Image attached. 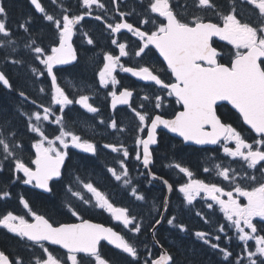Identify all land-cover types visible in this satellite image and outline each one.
I'll use <instances>...</instances> for the list:
<instances>
[{"label": "snow or ice", "instance_id": "snow-or-ice-1", "mask_svg": "<svg viewBox=\"0 0 264 264\" xmlns=\"http://www.w3.org/2000/svg\"><path fill=\"white\" fill-rule=\"evenodd\" d=\"M29 2L43 15V19L53 26L57 36L55 46H42V42L32 32V18L26 17L18 25V31L24 33L21 49L20 38L13 35L6 23L8 10L5 0H0V50L5 51L6 62L7 56H13L11 63L28 71L34 84L49 81L47 94L50 104L37 105L35 100H31L36 106L35 111L25 112L22 108L16 110L26 117V130L35 134V154L29 163L17 156V151H23L24 145L19 139L20 133L11 125V118L5 117L0 121V172L7 166L14 181L33 185L55 196L57 183H60L64 176L62 170L66 160L71 165L69 149H78L92 156L97 153V145L94 142L83 139L81 135L65 127L67 122L64 110L68 108L70 112L72 109L69 106L79 104L89 113L99 111L89 103L90 96L87 94L79 95L78 99L70 97L58 82V70L78 59L73 47V37L80 31L78 25L84 20L85 14L91 16L94 5L105 11L106 9L100 0H82L86 9L84 14L70 15L69 10H64L57 17L48 13L41 0ZM194 2L198 9L212 10L222 23L213 22L190 11L186 0L184 3H181V0H148L147 5L143 0H133L134 6L123 12L119 11L117 5L119 19L113 18L114 22L106 21L105 24L110 30V44L118 48V55H103V66L97 73L98 82L104 89L109 90L113 109L119 102L129 106L138 118L133 154L135 160L140 161L145 169L153 163L152 146L158 143V129L161 127L182 137L185 143L200 146L219 145L225 157H230L238 163L239 171L231 162L223 160L214 163L211 169H203L228 182L227 190L217 183L193 179V172L177 163L175 167L188 178L187 182L179 186L178 191L183 194L187 205H193L197 198H200L207 202V209L219 206V210L223 212L229 225L228 230H234L235 239L242 246L241 253L233 255L227 247L214 243V240L221 239L219 234L198 231L195 236L213 250H218L226 264H264V0H230L226 12L220 10L222 6L217 5L215 0ZM248 6L257 10V19L253 23L242 19V12ZM133 14L138 17L135 25L125 19ZM94 19L99 21L101 16L96 15ZM141 25L147 27L142 28ZM122 30L138 38L131 56L139 58L140 63L146 60L153 50L159 52L166 62V68L162 71L170 73L167 80L161 77L159 70L150 66L132 67L121 63L122 57L130 55L128 45L116 38V34H120ZM81 35L87 36V33ZM214 38L234 48L235 51L229 54L227 63L224 62V49L215 46ZM86 43L94 45L93 38L88 37ZM24 50L31 56V64H27L20 54ZM92 59L89 57L90 62ZM41 65L43 67H40ZM118 69L130 73L140 81L158 86L159 91L140 97L152 105L151 113H142L132 106V91L125 88L117 94V86L123 87L116 76ZM0 86L10 92L15 91L3 71H0ZM38 91L44 93L45 89L38 87ZM17 94L25 102L30 99L24 91H18ZM168 98H174L172 102L180 104L182 109L177 111L172 119H165L163 114L156 112L157 109L164 108L169 102ZM225 102L239 113L243 123L256 134L252 137V142L224 117L220 109L225 106ZM52 105L59 107L53 108ZM41 107L43 114L39 110ZM139 107L143 108L144 104ZM42 122L58 125L59 134L49 139ZM100 123L105 122L101 120ZM106 127L117 132L125 131L123 127L118 126L115 118H110V124ZM103 147L110 148L112 152L122 156L119 162L120 171L116 168H108L107 171L116 181L128 186L130 176L125 160L130 156L129 150L123 145L104 144ZM155 178L153 176V179ZM73 180L80 185V190H74L71 182L66 185L65 192L70 194V198L56 206V210L66 211L79 222L54 226L45 215L35 213L23 197L20 202L27 209L26 215L30 214L32 222L24 215H14L10 212L0 217V228L20 240L31 242L28 247L34 255L27 264H113V261L103 254L106 245H112L126 254L130 258L128 264H177L175 257L167 250L153 258L147 245L142 258L140 249L124 235L112 227L84 219L80 206H91L110 211L125 228L131 226V232L140 234L142 231V225L137 222V218L130 216L126 208L114 207L93 182H82L78 175H73ZM163 182L169 190L172 189L168 181ZM131 191L137 199L145 200L143 195L137 196L134 188ZM85 193L90 195L86 196ZM4 195L10 194L5 192ZM241 198L246 200V204L241 203ZM73 201H78L79 206ZM164 211H167L166 207ZM196 214L203 215L199 211ZM165 220L180 231H187L182 224H173L175 216H161L151 226L153 237L157 234V226ZM205 222L208 220L205 219ZM217 233H223L231 242L232 237L228 236L225 226H219ZM249 242L253 243L250 245ZM49 246H59L65 251L58 256ZM37 249L39 255H35ZM0 264H26V261L20 256L10 258L4 251H0Z\"/></svg>", "mask_w": 264, "mask_h": 264}, {"label": "trees", "instance_id": "trees-1", "mask_svg": "<svg viewBox=\"0 0 264 264\" xmlns=\"http://www.w3.org/2000/svg\"><path fill=\"white\" fill-rule=\"evenodd\" d=\"M215 2L217 5L222 6L220 9L221 11L226 12L228 10L230 0H215ZM5 3L8 10V15L5 18L7 26L12 30L14 36L20 38V47L23 49L24 33L18 31V25L24 20V18H32L33 15L29 12L31 9L30 5L27 0H5ZM256 11L257 10H255L254 7L248 6L243 10L242 16H245L247 22L253 23L255 22V18L257 19ZM37 19L42 29H38L37 33L32 31L34 36L42 42V46H55L57 36L53 26L47 22L40 23V16H37ZM81 33L82 32L80 31L79 36H81ZM79 50L81 52L80 61L73 68L65 69V74L70 78L76 74V78L81 82H85L86 86H88L87 84H93V80H95L93 77V70L84 68L85 65L89 66L88 64L91 63L86 61V57L90 54L88 50L81 45ZM20 54L23 56V59L27 64L32 63L31 56L26 50L22 51ZM12 59L13 56H7L6 62L5 51L0 50V68L9 78L15 89V91L10 92L5 87L0 86V121L5 117L11 118V125L20 133L19 139L24 145L23 151H17V156L21 157L25 163H29L30 160L34 158L35 154V148L33 147V144L35 143L33 137L35 134L26 130V117L20 115L16 110L17 108H22L25 112L30 110L35 111L36 106L31 103V100H35L37 105L49 106L50 97L47 94L49 81L46 80L43 84L39 85L34 84L30 73L19 65L12 64ZM40 67L43 66L41 65ZM38 87H43L45 92H39ZM18 91H24L30 98L29 101H23V99L17 94ZM68 93L70 97L76 99H78L81 94L79 92L74 94L71 91ZM106 103L107 109L99 110L97 113H89L86 109L75 104L69 106L72 111L69 112L68 108L64 110V118L67 122L65 127L81 135L83 139H88L96 143L99 147V153L96 157H90L79 151L70 149L71 165L69 161L66 162L64 176L62 181L57 183L55 196L42 194L32 185H27L20 181H14L13 174L8 170L7 166L3 172H0V217L10 212L14 215H24L26 219H31L30 214L26 215L27 209H25L20 202V198L23 197L24 200L28 201L31 209L35 213L45 215L54 224L72 222L75 217H72L67 212H58L56 206L61 205L63 200L70 198V194L65 192V186L70 182L74 190H80V185L73 180V175H78L82 182H87L89 180L93 182L94 185L109 198L114 207L128 208L131 214L135 217L141 216L142 212H136V203L132 204V202H135V198L131 194V189L136 188L139 195H145L146 198L149 197L150 199H154L158 204L155 207H150V211L153 212L149 214V222L143 223V229L141 231L143 236L138 238V240L133 238L132 241L134 243L139 241L140 244L143 245V248L147 245L148 249H152L151 252L158 255L159 252L154 247L150 231L155 220L160 218L156 212L162 205V193L166 192V190L163 189V192L161 193V190L152 189V187L159 186L156 184L155 186L150 185L151 190L149 193L145 192L147 179L145 180L143 169L139 162L135 160L133 154L135 144L132 140L135 136V132H133V136H129L130 139L125 133L121 139V132L106 127L107 124H110V118H121L119 114L112 113L108 107V101ZM52 107L57 108L59 106L52 105ZM39 110L41 114H43L42 107L39 108ZM57 115H59V113H57ZM101 120L105 123H100ZM42 127L49 139H53L59 134L57 131L59 126L55 123L49 124L48 122H42ZM98 129L106 130L108 136H98L96 133L98 132ZM117 142H120V145L123 144L130 153V158L125 160V163L130 170L129 176L131 184L128 186L123 185L120 181H116L111 173L107 171L108 168H116L117 171H120L118 165L122 156L103 147L104 144L116 145ZM176 143L177 141L174 138L164 134L161 136V143L157 151L155 172L159 176L166 177L168 180L169 177L165 174L164 169H162V167L160 168L159 162L162 157L167 160L173 159L175 152L178 149ZM73 166L76 167L73 168ZM85 171L88 173H85ZM161 186L163 187L162 184ZM5 192L10 195H4ZM86 195L90 194L86 193ZM174 195L171 197V205L174 201ZM73 202L75 203L76 201ZM128 203H131L132 207ZM77 205L79 206V204ZM89 209L91 208L80 206V211L84 218L105 225L109 224L107 219L110 216L104 209L96 213L89 211ZM58 213L62 214V217L58 218ZM170 214H172V211H170L169 215ZM152 217L153 220L151 219ZM180 219L181 220L178 224H182L187 231H180L173 226H164L162 230L166 229V231L170 233L162 235V230H160L156 234V239L175 257L177 264H226V262L223 261V257L218 254V250H213L210 246L204 244L202 240L195 236V233L198 231L206 232L208 224L196 222L188 223L184 216H181ZM165 224H167L166 221ZM219 226H221L220 222H214L211 227L212 230L209 227L210 232L213 235L217 234V228ZM216 243H219L221 247H227L233 255L239 254L242 251V246L240 242L236 241V239H232L231 242H229L226 238H221L219 241H216ZM27 247L28 245L20 240V238L0 228V250L8 254L10 258L12 256H20L27 264L31 259L29 255L27 256V254H29ZM124 260L128 261L129 259L124 257ZM125 261H122V264H126Z\"/></svg>", "mask_w": 264, "mask_h": 264}, {"label": "flooded vegetation", "instance_id": "flooded-vegetation-1", "mask_svg": "<svg viewBox=\"0 0 264 264\" xmlns=\"http://www.w3.org/2000/svg\"><path fill=\"white\" fill-rule=\"evenodd\" d=\"M27 1L31 8L29 12H31V14L33 15L31 29L32 31H34L38 28V26L35 25L36 23H38L37 16H40L41 18L40 23L47 22V21L43 19V15L41 13H38L34 9V7L30 4L29 0ZM100 2L105 5L106 11L94 5L93 8L91 9L92 15L89 18H85L82 22H80V25H78V28L80 29V31L82 33H87V36H82V35L79 36L80 31L77 32V34L75 35V45L79 52V61H80V55H81V52L79 50L80 45L86 48L90 54L86 57V61H89V57L93 58L91 60V63L88 64L89 66L87 65L84 66V68L86 69L93 70L94 72L93 77L95 79L93 80V84H90V85L87 84L88 86H86L85 82H81L76 78V74L71 78L68 77V75L65 74V69L73 68L74 66H71L69 68H60L58 70V82L61 83V86L64 87L67 92L87 91V95H91L92 97L91 101L93 102V106L97 107L99 110H105L107 109L106 108L107 101H108V107H110L111 97H108L109 95L108 89L100 88V85L98 83L97 73H98V70L102 68L103 66V55L107 53L118 55V48H116L115 45L110 44V41L108 38L110 30L106 28L105 22L106 21L114 22L113 18L117 20L119 19L118 12H117V5H119V11L121 12L129 11V9L133 7L134 5H133V0H100ZM143 2L145 5L148 4V0H143ZM184 2L185 0H181V3H184ZM186 2L189 5L190 11L195 12L198 15H203L205 18L210 19L213 22L222 23L219 17L212 13V10L198 9L195 5L194 0H186ZM41 3L44 5L48 13L55 14V16L57 17L64 10H69L70 15L84 14L86 12V9L83 7L82 0H41ZM96 15H100L101 20L98 21L94 19V16ZM125 19H127L128 22H131L135 25L138 17L135 14H133L132 16L126 17ZM242 19L246 21L245 16H242ZM141 27L142 28L147 27V25H141ZM41 29L42 28H40V30ZM88 37L93 38L94 45H88L86 43V40ZM116 38L118 39L119 42L127 44L128 50L130 52V55L128 57L121 58L122 64H124L125 66H132V67H136L137 65L150 66L154 70H159L162 78L166 80L168 79V77L170 76V73L162 71V69L166 68V63L165 61H163V58L160 56L158 51L153 50L151 53H149L147 59L144 60L142 63H140L139 58H135L131 56V51L132 49H135L136 42H138V38L132 35L131 33H127L126 30H122L120 34H116ZM214 44L215 46L218 47V49H224L225 51V61L224 62L227 63L228 60L230 59L229 54L235 51L234 48H232V46L230 45H227L226 42L220 41L218 39H214ZM116 76H117V79L120 81V85L123 86V87H120L119 85L117 86V88L115 89L117 93H119L120 91H123L125 88L127 90L132 91L133 92V97H132V102H131L132 106L137 108V110L141 111L142 113L149 112V111L151 112L152 105L147 101H143L140 97H142L144 94H151L153 91H159L158 86H154L149 82L139 81L129 75H126V73H124L120 69L117 70ZM103 95H106L107 98L104 99ZM168 99H169V102L165 104L164 108L157 109L156 112L157 114H163L164 118L172 119L174 118L175 113L182 109H181L180 104L172 102L174 101V98H168ZM142 103L144 104V107L140 108L139 105ZM118 111H123V113H128L132 111V109L129 108L128 106L127 108H122V109H119ZM220 111L224 114V117L233 127H235L238 131H240L244 137L248 138L249 142H252V137L255 136L256 134L252 132V130L243 123L242 118L239 116V113H237L234 109L231 108V106L227 104H225V106L222 109H220ZM117 123H119L120 127L125 126V124H122V122L119 120L117 121ZM97 131H98L97 133L105 137L107 136L106 130L98 129ZM131 135L133 136V133ZM162 135H164V133H161V136ZM174 139L177 141L176 145L178 149L176 150L173 159L167 160L162 157L159 162L160 168L162 167V169H164L165 174L169 177V180L164 176L163 177L161 176V177L165 178L169 182V184L172 185V189H171L172 192L169 195V199L167 200V196L169 194V188L163 182L151 183V181L147 179V184H145L146 193H149L151 190L150 184H158L159 186L153 185L155 187H152V189L161 190V193L163 192V189L166 190V192L162 193L163 201H162L161 207L157 209V212H156L158 213L157 215H159L160 217L164 215V217H167V218H172L173 216H175V220L173 221V224H178V222H180L181 220L180 219L181 216H184L186 218V222L188 223H192V222L206 223L205 219H207L208 222L206 224H208V227H207L206 232H210V229L212 230L211 227L214 222L216 223L220 222L222 223L221 225L225 226L226 231H228V236L232 237V239H235V232L234 230H231V231L228 230V227H229L228 222L224 218L223 212L219 210V206H216L215 209H211V210L207 209L206 207L207 202L200 198H197V200L194 202L193 205H187V202L183 199V194L178 191V188L183 183L187 182L188 178L183 173L179 172V169L175 167V164L179 163L181 166L189 168V170L193 172V177H192L193 179H200L206 183H217L225 187L227 190V188L229 187L228 182L222 181V178L217 177L211 171L205 172L203 169L205 167H208L209 169H211L214 163H220L223 160L225 162H231L232 166L237 168V171H239L240 169H239L238 163L236 161H233L232 158L230 157H225L219 145H208V146L186 145L185 142H183L182 140L178 138H174ZM159 146L160 144L155 150H153L154 157H157V151L159 149ZM230 146L234 147V145H230ZM216 149H220V150L216 151ZM155 165H156V159H155ZM153 172L155 173V170ZM85 173H88V172L85 171ZM85 175H89V174H85ZM161 184L163 185V187L161 186ZM245 184H247V182H245ZM174 192H175V195H174ZM172 195H174V201H173V204L171 205L170 201H171ZM165 200L168 201L166 204L164 203ZM155 202L156 200L149 199V197H147L146 200L144 201L136 200L135 202H132V204L136 203L137 209L142 207L141 209L142 215L136 216L137 222L141 223L142 225V229H143V223L149 222V218H150L149 214L153 212V211H150L149 205L154 204ZM75 203L79 204L78 201H76ZM241 203L246 204V200L241 198ZM132 204L130 203L131 207H132ZM83 207L91 208L89 209V211L94 212V213L100 212L103 210V209H99V208H95L91 206H83ZM165 207L167 208L166 212L164 211ZM126 209L128 210V208ZM105 211L110 216L107 219L109 221V224L106 226L112 227L117 232L124 235L125 238L129 240V242L137 246L140 249L141 257L143 258L146 249L143 248V245L140 244L139 241L136 243L132 241L133 238L138 240V238L142 237L143 236L142 233L136 234L134 232L129 231V228L131 226H129V228H125L120 222L115 221L110 211L108 210H105ZM170 211H172V214L169 215ZM197 211L201 212L203 215H197L196 214ZM61 212L66 213V211H61ZM128 212L130 216H133L129 210ZM60 213L57 214L58 218L62 217L61 216L62 214ZM84 219L92 221V222H96L94 220H90L87 218H84ZM151 219L153 220V217ZM165 221L161 222V224L158 226L157 233L160 230H162L164 226L172 227V225H169L168 223L165 224ZM72 222H79V221L75 218L74 220H72ZM58 224H62V223H57L54 225L56 226ZM169 233L170 232H167L166 229L162 230V235L169 234ZM218 234L221 236V238H225L223 233H218ZM151 238H153L152 234H151ZM25 244L29 245V243H27L26 241H25ZM155 249L158 250L157 246L155 247ZM27 250L29 252L27 256L29 255L32 258L34 253L29 249V247H27ZM50 250H53L54 254L58 256L64 252V250L54 248V247H50ZM103 254L105 257L113 261V264H122L123 263L122 261H125L124 257H127L126 254H123L119 250L109 247L108 245L104 247ZM158 254H160V252ZM35 255H39V249L36 250ZM152 256L153 258H156L158 255L152 252ZM127 258L130 259L129 257ZM125 263L128 264V261H125Z\"/></svg>", "mask_w": 264, "mask_h": 264}, {"label": "rangeland", "instance_id": "rangeland-1", "mask_svg": "<svg viewBox=\"0 0 264 264\" xmlns=\"http://www.w3.org/2000/svg\"><path fill=\"white\" fill-rule=\"evenodd\" d=\"M99 83V82H98ZM110 88H111V85L109 86ZM100 88H102V89H104L102 86H100ZM67 92V91H66ZM72 93H77V91H71ZM79 93H81V94H87V91H78ZM68 93V92H67ZM69 94V93H68ZM80 94V95H81ZM108 95V94H107ZM70 96V95H69ZM90 96V99H89V103H91V104H93V102L91 101V99H92V97H91V95H89ZM108 97H111V95H110V93H109V95H108ZM103 98L104 99H106L107 98V96L106 95H103ZM75 105H77V106H80L79 104H75ZM147 113H149V112H147ZM120 119L119 118H117L116 117V120L118 121H121L122 122V124H125V126L123 127L124 129H125V131H123V132H121L120 133V136H121V139L123 138V135H124V133L126 134V136H128V138H129V135H131L133 132H135V135H136V126H137V123H138V118L135 116V113L133 112V111H130V112H128V113H124V114H121L120 115ZM118 126H119V123H118ZM111 129V128H110ZM112 130V129H111ZM97 133V132H96ZM97 135L98 136H100V137H102L103 135H101V134H99V133H97ZM111 137V136H110ZM135 137V136H134ZM133 142H134V138H133V140H132ZM119 143L120 142H117L116 143V145L117 146H120L119 145ZM135 144V143H134ZM71 149V148H70ZM110 149V148H109ZM118 155H120L119 153H117ZM128 158H130V156L128 157ZM135 158V157H134ZM119 166V165H118ZM129 172V171H128ZM130 184H131V181H130ZM135 191H136V189H135ZM131 193H132V191H131ZM136 193H137V191H136ZM85 195H86V193H85ZM87 196V195H86ZM137 196H139V194L137 193ZM137 199V198H136ZM137 200H139V199H137ZM249 244H252V242H249Z\"/></svg>", "mask_w": 264, "mask_h": 264}, {"label": "water", "instance_id": "water-1", "mask_svg": "<svg viewBox=\"0 0 264 264\" xmlns=\"http://www.w3.org/2000/svg\"><path fill=\"white\" fill-rule=\"evenodd\" d=\"M86 17V16H85ZM75 37V36H74ZM74 37H73V42H74ZM73 47H74V44H73ZM75 48V47H74ZM76 50V49H75ZM76 54H77V51H76ZM77 57H78V55H77ZM162 57V56H161ZM163 58V57H162ZM77 61H78V59H77ZM77 61H75L73 64H69V65H65V66H61L60 68H63V67H68V66H72V65H74V64H76L77 63ZM166 63V62H165ZM1 71V70H0ZM129 75H131L130 73H128ZM133 77V76H132ZM135 79H137V80H139L138 78H136V77H134ZM145 82V81H144ZM131 102H132V98H131ZM225 104H226V102H225ZM125 107H128L127 105H121V104H119V102H117V105H116V108L115 109H113L112 108V100H111V110L112 111H114V110H116V109H118V108H120V109H122V108H125ZM160 130H162V131H166L167 133H169L171 136H173V137H176V138H178V139H180V140H182L183 141V138L182 137H179V136H177L175 133H171V132H169L167 129H164V128H160V129H158V133H159V131ZM158 137H159V135H158ZM158 144V143H157ZM157 144L156 145H153L152 146V148H155L156 146H157ZM186 145H194V144H190V143H185ZM197 146H200V145H197ZM89 155H91V154H89ZM142 164V163H141ZM153 164H154V157H153V163L151 164V165H149V168L148 169H145V170H149L150 171V173H151V180H153V181H160V180H162V181H165L164 179H161L160 177H158L157 175H155V174H152V172H151V169H152V166H153ZM63 171V170H62ZM153 176L154 177H156L155 179H153ZM37 190L38 191H40L41 193H44V194H48V193H45V192H43V190H41V189H38L37 188ZM170 193H171V190H170ZM115 218V217H114ZM116 220V219H115ZM91 222V221H90ZM92 223H94V222H92ZM161 224V223H160ZM159 224V225H160ZM102 225V224H101ZM158 225V226H159ZM103 226H105V225H103ZM157 226V227H158ZM105 227H107V226H105ZM119 233V232H118ZM120 234V233H119ZM155 239V238H154ZM106 243V242H105ZM155 243H156V241H155ZM157 244V243H156ZM108 246H110V247H112V248H114L115 249V247L114 246H112V245H108ZM55 247H58L59 248V246H55ZM157 247H158V249H159V251H160V253H162L164 250H166L163 246L161 247V245H159V244H157ZM118 250V249H117ZM65 251V250H64ZM120 251V250H119Z\"/></svg>", "mask_w": 264, "mask_h": 264}, {"label": "bare ground", "instance_id": "bare-ground-1", "mask_svg": "<svg viewBox=\"0 0 264 264\" xmlns=\"http://www.w3.org/2000/svg\"><path fill=\"white\" fill-rule=\"evenodd\" d=\"M35 25H37L38 26V28L37 29H40L41 28V26L39 25V23H36ZM37 29L36 30H34L33 32L34 33H37ZM107 136H108V134H107ZM172 192V191H171ZM168 202V201H167Z\"/></svg>", "mask_w": 264, "mask_h": 264}]
</instances>
